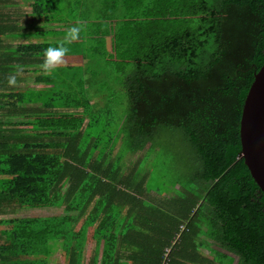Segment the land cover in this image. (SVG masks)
<instances>
[{
    "label": "trees",
    "instance_id": "1",
    "mask_svg": "<svg viewBox=\"0 0 264 264\" xmlns=\"http://www.w3.org/2000/svg\"><path fill=\"white\" fill-rule=\"evenodd\" d=\"M20 1H30L31 23L49 26L31 36L60 38L0 46L2 77L16 65L40 67L77 21L85 30L66 45L64 65L37 72L48 89L0 92V111L21 115L9 133L0 124V215L77 214L0 219V264H84L88 241V264H264V194L239 158L242 106L264 64V0H0V8ZM37 102L43 110L17 107ZM142 151L140 170L124 174V155ZM150 157L151 167L179 172L176 197H148Z\"/></svg>",
    "mask_w": 264,
    "mask_h": 264
},
{
    "label": "rangeland",
    "instance_id": "2",
    "mask_svg": "<svg viewBox=\"0 0 264 264\" xmlns=\"http://www.w3.org/2000/svg\"><path fill=\"white\" fill-rule=\"evenodd\" d=\"M22 2V1H20ZM23 4L16 6V9L14 11H16L14 14L11 15V17L14 15H16V17L19 18L18 22L19 24L28 25V30L32 31L34 29H44V28H48L49 26H42V24H37L38 27L36 28V26L31 24V10H30V6L27 3L29 2H22ZM19 10V11H18ZM62 27L58 28V27H53V29H61ZM22 30V31H21ZM28 30H26L25 28L22 29V27H19V31H21L22 33H27ZM38 38V37H34L33 39ZM49 37H39V39H47L50 40V38H60V37H53L51 36L49 39ZM31 39L28 40L31 41ZM93 104L94 105H98L99 107L103 106V101L100 98H96L93 100ZM1 117H6L5 115H1ZM6 127L8 126H12V125H4ZM118 151V150H117ZM116 151V154H117ZM115 159V156L111 159V161H113ZM144 159V152H139L136 154H131V153H127L124 155V157L122 158V171L124 172V174H128L132 169L133 171L136 173L137 171L140 170L139 168V164L143 161ZM151 157H150V161H151ZM162 161V160H161ZM161 163V162H160ZM165 163L167 162H163L162 164L165 165ZM162 164L159 165L162 166ZM152 166V161L147 165V170H151L149 172V176H148V180H147V186L150 187L151 191L148 194V197L155 200V201H159V200H164V198H173L176 197V192L178 191V187H171L170 185V181H174L179 172L177 174H172L171 172V166H163L162 168L157 167V169L151 167ZM165 174L168 178L162 180L161 176ZM158 191V192H156ZM163 193V194H162ZM162 194V195H161ZM76 215L77 212H66L62 207L59 208H34V209H24V210H20V209H6V213L0 215V219L2 218H27V217H45V216H60V215ZM81 223V220H76L72 226L73 229H78L79 225ZM94 246V243L92 241H88L87 245H86V250H85V258H84V264H88V261L90 259V251L92 250V247ZM202 254L204 255H208L209 252L205 251L202 249Z\"/></svg>",
    "mask_w": 264,
    "mask_h": 264
},
{
    "label": "water",
    "instance_id": "3",
    "mask_svg": "<svg viewBox=\"0 0 264 264\" xmlns=\"http://www.w3.org/2000/svg\"><path fill=\"white\" fill-rule=\"evenodd\" d=\"M240 155L251 178L264 194V64L244 99L239 125Z\"/></svg>",
    "mask_w": 264,
    "mask_h": 264
},
{
    "label": "crops",
    "instance_id": "4",
    "mask_svg": "<svg viewBox=\"0 0 264 264\" xmlns=\"http://www.w3.org/2000/svg\"><path fill=\"white\" fill-rule=\"evenodd\" d=\"M22 2H24V1H22ZM22 2H15V3L12 2L10 4H7L5 6V8H2V7L0 8L1 12L3 11V13H4V17L2 19V21H4L3 24H4V26L7 27L5 29L6 30L5 33L7 35H6V37L3 38L4 43H2V45L0 44V46L2 47L3 44H5V45H7V47H9V49H11V51H13L14 49L17 48L18 43H22V42L26 43L31 38L33 41L42 40V39H39V37L33 39L36 36H31L29 34L30 31L28 30L27 24H25V25L19 24V22H18L19 18L16 17V15L15 16L13 15L11 17V15L16 12V11H14L16 9V6L23 4ZM31 24L36 26V28L38 27V25H35L34 23H31ZM20 26L22 27V29L25 28L26 30H28V32L22 33L21 32L22 30L19 31ZM8 29H10V30H8ZM11 29H14V30H11ZM34 30L38 31V30H43V29H34ZM54 39L55 38H50V40H54ZM44 40H47V39H44ZM2 49H4V48H2ZM22 66L24 67V73L22 76L18 77V85L16 87H9L7 84V81L4 80L5 78H7V76L2 77L0 75V83H1L0 84V92H6V91L11 92V93L22 92L23 94L27 95L28 93H38L39 91H42V90L49 88V86H46L42 83L35 81V77L37 75V72L41 69L39 66L37 67V66H31V65H27V64L22 65ZM13 69L15 70V66L13 67ZM14 70L11 73H13ZM2 79H3V81H1ZM17 107L18 108L20 107L22 110L31 109L32 112L34 109H37L39 111V109L43 110V108H44V106L41 102H37L35 104H25V103L22 104L21 103ZM18 112H20V111H18ZM18 112L16 114H13V115L10 114L9 115L6 112L0 111V124L2 125L1 128L5 129V131L7 133H9L11 130L16 129L15 127H17V126L12 125V126L6 127L4 125H11L12 123L9 124L10 122L16 123L17 119L21 118V115ZM21 114L24 115V114H26V112L23 111V112H21ZM1 115H5L6 117H1ZM0 231H1V228H0ZM4 238L5 237L0 238L1 244L5 242ZM203 250L207 251L206 249H203ZM200 251H202V249H200Z\"/></svg>",
    "mask_w": 264,
    "mask_h": 264
},
{
    "label": "clouds",
    "instance_id": "5",
    "mask_svg": "<svg viewBox=\"0 0 264 264\" xmlns=\"http://www.w3.org/2000/svg\"><path fill=\"white\" fill-rule=\"evenodd\" d=\"M85 30V25L82 21H77L73 26L66 30V34L62 41L56 47H48L43 54V62L40 68L45 74H51L56 69L64 65L66 57L70 49L66 46L81 38V32ZM24 73L22 65H16L13 73L7 77V84L9 87H16L18 85V77Z\"/></svg>",
    "mask_w": 264,
    "mask_h": 264
}]
</instances>
